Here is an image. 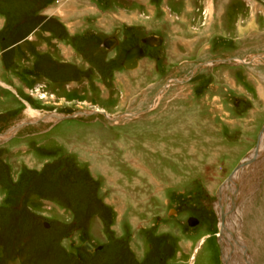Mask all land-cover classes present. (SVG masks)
Listing matches in <instances>:
<instances>
[{
  "label": "rangeland",
  "instance_id": "1",
  "mask_svg": "<svg viewBox=\"0 0 264 264\" xmlns=\"http://www.w3.org/2000/svg\"><path fill=\"white\" fill-rule=\"evenodd\" d=\"M95 1L74 39L46 0H0V264H224L219 192L264 126V1ZM261 146L226 218L244 264H264Z\"/></svg>",
  "mask_w": 264,
  "mask_h": 264
},
{
  "label": "water",
  "instance_id": "2",
  "mask_svg": "<svg viewBox=\"0 0 264 264\" xmlns=\"http://www.w3.org/2000/svg\"><path fill=\"white\" fill-rule=\"evenodd\" d=\"M264 1V0H262ZM120 42V39L116 36H112V37H108L104 42H103V45L107 48V49H110V48H113L115 47L116 45H118ZM143 42L146 43V44H149V45H152V46H155V45H160L163 43V37L161 36H157V35H148L147 37L143 38ZM145 56V52L143 50L142 47L140 46H135L133 48H130L125 56V59L123 61V65L126 69L132 71L134 69H137L139 68L140 66V60L141 58H143ZM230 60H235V58H230L229 60H222L223 62H227V61H230ZM245 63V61H243ZM96 112V111H94ZM99 112V111H97ZM78 114H84L82 112H79V113H74V114H57V113H48L46 116H53L55 117L56 119H65V118H74L76 117ZM138 113H128V115H132V116H135L137 115ZM121 117H118V119H121ZM114 120V119H113ZM28 123H33V120H28ZM23 124H19L17 126H14L12 129V133L14 131H17L18 129H20V127L22 126ZM11 131V130H10ZM264 134V126L262 128V131L260 132L259 136H258V142L256 144V147L253 149L252 153L250 155H248L245 159H243L238 165L237 167L234 169V171L229 175V177L227 178L225 184H229V187L232 186L233 182L235 183V189H234V192H232V190H229L228 192H225L224 188L222 187L220 192H219V198H218V203L219 205H222V203L225 204L226 202V199H227V196H230L231 197V208H230V211L231 210H234L238 204V197L236 198V195H235V192L237 193V191L239 190V185L235 182V180L233 179L234 178V175L235 173H237L238 171L242 170L245 166L253 163L256 159H258V154H259V150L261 148V141H262V135ZM224 184V185H225ZM225 208H226V205H225ZM230 213V212H229ZM227 215H228V212H226L225 210L223 211V215L221 216L222 217V223H221V229H220V232H219V239L220 241L222 240V236L224 235L223 233V230H222V226L225 224V221H226V218H227ZM188 222H189V225L191 226H196L199 224L200 220L196 217H190L188 219ZM48 226V224H46ZM220 247H221V252H222V260H223V263L224 264H228V259L225 258V255H224V243L221 242L220 243ZM83 249L87 250V251H96L97 249H102V246H99L98 248L94 247L93 244H91L89 241L85 242L84 245H83Z\"/></svg>",
  "mask_w": 264,
  "mask_h": 264
},
{
  "label": "crops",
  "instance_id": "3",
  "mask_svg": "<svg viewBox=\"0 0 264 264\" xmlns=\"http://www.w3.org/2000/svg\"><path fill=\"white\" fill-rule=\"evenodd\" d=\"M78 1V2H77ZM139 3H140V5L141 6H139L138 5V8H142L143 6H142V3L143 2H141V1H139ZM74 4V5H73ZM93 5H98V4H96V1L95 0H61L60 1V3L59 4H55L54 2L53 3H50L48 6H47V12L49 13V14H52V15H56V16H60V18H62L61 16H64L65 17V23H63V26H64V31H63V33H64V35H68L69 34V36H73V35H75V33L77 34V28L79 27L78 25H79V23H81V21L80 22H78V24H74V23H71L70 21H76L75 23H77V19H79V17L78 16H80V15H78L77 17H73V15H74V13L75 12H79L80 10L79 9H73V7L72 6H76V7H79V8H84V10L83 11H85V10H90V11H88L89 12V14H91L92 12H95V11H100V9H99V6H98V10H94L95 8L93 7ZM83 6V7H82ZM148 5H146L145 4V7H147ZM150 9V8H149ZM151 10V9H150ZM73 13V14H72ZM96 13V12H95ZM142 13L141 12V9H139L137 12H135V13H133V15H132V17H130L131 18V20L132 21H137V20H139V18H140V14ZM64 14V15H63ZM85 14H86V12H85ZM50 18H52V17H50ZM77 18V19H76ZM60 20V19H59ZM71 23V24H73V29H71V26H69V23ZM53 25H55V26H53ZM56 23H53L51 26L52 27H56ZM68 27V28H67ZM40 29L41 28H44V31H46L47 29H48V31L49 32H51V35H52V37H51V39H47V40H49V41H45L46 43H48V44H45V46H47L48 47V45H52V43L54 42V41H52V40H54V39H56V41L58 40V41H60V42H64V40L65 39H63V38H61V36H59L56 32H54L53 30H51V29H49V28H46V27H39ZM38 28V29H39ZM35 31V30H34ZM34 31L32 32V34H34ZM60 30H58V32H59ZM0 32H1V29H0ZM37 33V32H36ZM32 34H30V35H32ZM75 37L76 36H73V38L75 39ZM35 40H37V38L35 39ZM38 41V40H37ZM27 42H30V43H27ZM22 44H24L25 43V45H28V46H35V47H37L38 48V46H37V43L36 42H34V41H32V40H29L28 39V37H26L25 38V40L23 41V42H21ZM75 43V42H74ZM74 46H75V48H77L76 47V44H74ZM140 63V62H139ZM133 71V70H132Z\"/></svg>",
  "mask_w": 264,
  "mask_h": 264
},
{
  "label": "bare ground",
  "instance_id": "4",
  "mask_svg": "<svg viewBox=\"0 0 264 264\" xmlns=\"http://www.w3.org/2000/svg\"><path fill=\"white\" fill-rule=\"evenodd\" d=\"M27 112L28 113H30V114H32L33 116H36V115H38V112L36 111V110H34V109H32L31 107H29L28 109H27ZM49 117L50 116H44L43 118H42V120H47V119H49ZM34 121V120H33ZM36 121V120H35ZM264 135V134H263ZM263 135H262V141H264V137H263ZM261 141V142H262ZM262 147V146H261ZM242 171H244L243 169L242 170H240V171H238L237 172V174L234 176V180H235V182L238 184V185H240V183H239V179H240V177L242 176V174H243V172ZM233 185L232 186H230V187H228L229 186V184H225V185H227V190L225 191V192H228L229 190H232V188L235 186V183L233 182L232 183ZM241 186V185H240ZM226 187H224V189H225ZM240 188V187H239ZM236 195V194H235ZM240 197V196H239ZM243 197V196H242ZM228 202H230L228 199H226V202H225V204L224 203H222V207H223V209L220 207V214H221V216L223 215V211L225 210L226 212H230V208L232 207V206H229V203ZM231 203V202H230ZM225 205H226V208H225ZM228 206V207H227ZM220 216V219H221V223H222V217ZM228 216V215H227ZM231 221V222H230ZM232 221L233 220H230L229 218L228 219H226V221H225V224L222 226V230H223V233H224V235H223V240H224V254H225V256H226V258L228 259V264H244L243 262H240L239 260H238V256H237V254H238V247L236 246V244H238V242H234V240L233 239H235V235H237L238 234V232H237V230L233 227V225H232ZM234 222V221H233ZM228 230H231L230 231V234H229V232H228ZM238 235H240V234H238ZM238 238V237H237ZM236 240V239H235Z\"/></svg>",
  "mask_w": 264,
  "mask_h": 264
},
{
  "label": "trees",
  "instance_id": "5",
  "mask_svg": "<svg viewBox=\"0 0 264 264\" xmlns=\"http://www.w3.org/2000/svg\"><path fill=\"white\" fill-rule=\"evenodd\" d=\"M52 1L51 0H46L45 5L48 6ZM38 26V25H37ZM35 28V27H34ZM33 28V29H34ZM33 29L31 31H28L27 34L25 35V38L28 37L32 32Z\"/></svg>",
  "mask_w": 264,
  "mask_h": 264
},
{
  "label": "flooded vegetation",
  "instance_id": "6",
  "mask_svg": "<svg viewBox=\"0 0 264 264\" xmlns=\"http://www.w3.org/2000/svg\"><path fill=\"white\" fill-rule=\"evenodd\" d=\"M108 38V37H107ZM120 39V44H121V42H122V39L121 38H119ZM141 40H143V39H141ZM143 44H145V43H143ZM137 45H140V46H142V48L144 49V52H146L145 51V47H143V45H141V44H138V43H136V44H134V46H137ZM144 46H149V45H144ZM129 50V49H128ZM128 50H127V52H128ZM127 52H125V54H127ZM146 54V53H145ZM126 56V55H125ZM140 61H141V59H140Z\"/></svg>",
  "mask_w": 264,
  "mask_h": 264
},
{
  "label": "built area",
  "instance_id": "7",
  "mask_svg": "<svg viewBox=\"0 0 264 264\" xmlns=\"http://www.w3.org/2000/svg\"><path fill=\"white\" fill-rule=\"evenodd\" d=\"M61 0H57V3H59Z\"/></svg>",
  "mask_w": 264,
  "mask_h": 264
}]
</instances>
